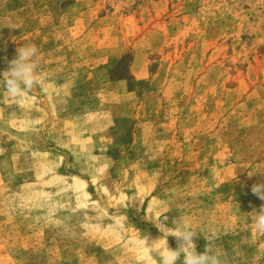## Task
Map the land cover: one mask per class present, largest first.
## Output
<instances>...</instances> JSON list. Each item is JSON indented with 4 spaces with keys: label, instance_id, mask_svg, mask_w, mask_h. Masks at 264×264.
I'll return each mask as SVG.
<instances>
[{
    "label": "rangeland",
    "instance_id": "1",
    "mask_svg": "<svg viewBox=\"0 0 264 264\" xmlns=\"http://www.w3.org/2000/svg\"><path fill=\"white\" fill-rule=\"evenodd\" d=\"M23 43L41 84L0 88V264H158L167 201L198 252L212 227L224 264H264V0H0V72Z\"/></svg>",
    "mask_w": 264,
    "mask_h": 264
},
{
    "label": "clouds",
    "instance_id": "2",
    "mask_svg": "<svg viewBox=\"0 0 264 264\" xmlns=\"http://www.w3.org/2000/svg\"><path fill=\"white\" fill-rule=\"evenodd\" d=\"M38 49L35 45L23 43L16 49V56L8 62V66L0 72V88L12 98H21L29 93L34 86L41 84L38 74ZM251 192L261 201H264V183L254 184ZM172 201L166 202L167 211L158 216H154L152 223L162 234L160 238L148 244V237L144 238V247L154 252L158 259V264H178L183 256L182 264H224L223 252L212 244L216 238L215 229H207V244L203 252L197 251L194 237L197 231L190 220L184 219L181 215L173 221L172 227L167 223L168 217L165 213L170 211ZM255 233L264 235V204L260 208L253 209L247 213ZM163 218V219H162ZM175 237L178 246L172 249L168 245V237ZM204 237V236H203ZM205 238V237H204Z\"/></svg>",
    "mask_w": 264,
    "mask_h": 264
}]
</instances>
